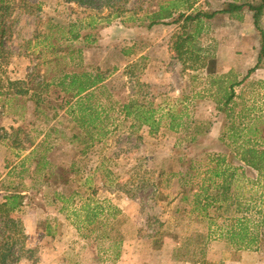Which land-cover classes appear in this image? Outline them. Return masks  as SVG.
<instances>
[{
	"label": "rangeland",
	"instance_id": "1",
	"mask_svg": "<svg viewBox=\"0 0 264 264\" xmlns=\"http://www.w3.org/2000/svg\"><path fill=\"white\" fill-rule=\"evenodd\" d=\"M32 1L41 9L35 14H16L14 40L6 44L12 55L8 63L0 60V137L12 136L3 145L19 143L7 151L0 147L4 159L0 166V204L8 188L12 193L27 191L26 207L10 216L20 222V236L26 237L27 248L35 250L24 254L21 264H264V236L253 251L238 250L218 233L209 238L211 220L193 211L192 202L182 201L180 176L172 175L185 171L189 161L205 151L225 152L220 136L229 119L216 109L222 93L210 81L222 78L228 90L230 82L244 80L234 88V110L246 108L249 120L259 118L255 123L264 125V64L246 78L257 65L261 42L250 10L243 12L241 21L217 15L205 24L192 43L195 50L202 51L185 55L190 62L183 64L175 51L177 36L183 32L181 25L149 28L150 20L146 19L168 0H112L113 8L104 7L109 0H91L89 5L71 0ZM248 1L253 0H199L194 13L219 11L228 2ZM49 19L62 27L77 23L81 32L92 33L97 43H71L75 49H82L83 55L65 67L68 57L57 59L53 51L66 45L67 39L60 27H50ZM92 19L95 25L88 27ZM123 50L131 54L124 56ZM198 54L207 55L213 62L209 70L216 77L208 78L210 71L195 61ZM85 67L106 73L105 93L114 100L128 102L135 89L142 100L145 95L147 101L165 111L182 110L188 125H201L203 132H209L190 144V130L173 132L164 120L159 133L150 135L149 128L134 126L132 119L120 114L119 106L106 121L112 133L84 152L86 144L73 136L82 134L84 139L85 134L70 116L61 110L57 118L46 123V116L55 114L54 109L37 114L31 100L34 93L17 92L60 77L65 70L81 71ZM43 96L56 106L64 95L51 88L49 96ZM106 96L99 99L108 105ZM32 142L38 144L35 149L30 148ZM46 144L51 145L49 150ZM181 155L188 161L185 166ZM24 156L28 162L21 167ZM231 158L233 168L243 166L230 152L228 160ZM245 169L244 175L236 170L231 191L251 206L249 216L258 219L264 181L257 172ZM69 198L73 199L65 201ZM87 200L111 204L121 213L115 221L104 213L100 217L103 224L95 231L83 225L79 230L73 211L80 210ZM218 206L210 208L209 217L222 224L233 212L224 213ZM7 213L0 208V237ZM110 222L115 224L113 229ZM102 234L121 238L119 258Z\"/></svg>",
	"mask_w": 264,
	"mask_h": 264
},
{
	"label": "trees",
	"instance_id": "2",
	"mask_svg": "<svg viewBox=\"0 0 264 264\" xmlns=\"http://www.w3.org/2000/svg\"><path fill=\"white\" fill-rule=\"evenodd\" d=\"M71 1L80 5H89L91 3V0ZM198 1L168 0L166 3L160 4L158 10L146 18L150 20L148 27L152 28L161 24H180V29L183 32L177 36L175 51L177 57L183 61L185 55L189 53L193 54L196 51L200 53L202 51V48L195 50L192 43L202 33L204 25L210 20H213L217 15H228L232 19L241 21L243 20V12L249 9L253 14L254 25L260 32L261 37L258 62L249 71L248 76H246V78H249L253 72L260 69L264 64V0H253L244 3L228 2L219 11H197L194 13ZM112 3V0H109L103 5L105 8H113L111 6ZM40 9V5L32 0H0V60L2 64L8 63L9 57L12 55V52L6 49V44L14 40L16 14L21 12L35 14ZM48 23L50 27H60V32L67 39L66 45L59 46V50L53 51V53L57 54V59L68 57V62L65 61L64 64L65 67L69 66L70 63H75V58L79 57L81 59L83 55V50L75 49L74 46H71V43L79 41H83L87 45L97 43L94 35L92 33H82V27H79L77 23L71 22L64 27L54 23L50 19ZM94 25L95 21L92 19L87 26L93 27ZM49 47H53L52 44H49ZM53 49L56 50L57 48L54 47ZM203 51L205 52V50ZM122 53L124 56L131 54L129 50H123ZM204 55L198 54L195 57V61L197 62V59L199 61H208V56ZM107 78L106 73L99 68L91 70L85 67L81 71L73 69L72 72L65 70L60 77L53 78L51 81L39 82L32 88H28V90H18L17 94L26 95V93L32 91L34 94L31 95V100L34 101L37 114L43 113L46 108L54 109L55 114H48L46 116V123H50L57 118L61 110L70 116L74 124L85 134L86 138L84 139L82 138V134L73 136L75 139L81 140L82 143L86 144L84 152L96 142H101L112 133V130L108 129L106 121L110 119V112L119 106L120 114L125 116L126 119H132L134 126L149 128L150 135L159 133L164 120L168 121L167 128L173 132H179L183 128L187 131L190 130V134L192 135L189 141L190 144H196L199 135L209 132V129L203 132L204 127L201 125L194 128L188 125V122H185L187 114L182 110L180 112L174 111V109L165 111L161 106L156 107L154 102L147 101L148 98H145V95L142 100L134 88L131 91L128 102L120 103L114 100L111 94L105 93L106 89L104 85ZM243 81L230 82L228 90L225 89L226 86H223L225 82L222 78L210 81L211 85L219 87L220 93L224 89L226 90L224 95L225 102L223 107L220 108V111L227 114V118L230 119V122L224 124V130L222 129L220 138L221 143L225 147V152L205 151L203 152L205 159L203 156L198 155L189 161L188 166L185 167V171L172 175L180 176L181 187L183 189L182 201L192 202L194 206L193 211H198L200 215L208 217L211 220L209 238L217 236L216 234L218 233L220 238H226L228 243L238 250L253 251L258 249L261 236H264V196L260 198L262 206L258 210L259 218L253 219L249 216L251 206L243 202L239 195L231 191L232 181L237 176L236 170H241L242 175H244L245 167L256 171L259 178L264 181V125L259 126L255 123L256 121H260L258 120L259 118L254 121L249 120V115L244 110L238 116H235L233 115L234 109L230 108L235 97L234 88L237 85H241ZM51 88L58 89L64 95L61 103L56 106H53L51 101L43 96L44 94L49 96ZM104 94L107 95L108 105L99 99ZM51 131L57 130L52 128ZM11 137V135H8V138L5 139L10 140ZM5 139L0 137L2 142L6 141ZM240 139L243 140L242 143H239ZM12 145H19V143H13ZM40 146H43V144ZM46 146L48 150L51 148L50 144H46ZM36 147L37 145L32 142L30 148L35 149ZM230 152L239 159V162L243 166L238 168L232 167L233 159L228 160ZM183 157L185 156L181 155L179 159L180 162H183L182 166H185L188 161L186 159L183 160ZM196 178H201L200 182H196ZM211 190H214V192H211ZM24 199L25 196L21 192H13L6 195L5 202L0 204V208L3 207L8 212L3 236L0 237V264H21V260L25 256L24 254H33L35 252V250L27 248L26 237L20 236V222L10 216L12 212L23 209ZM72 199L69 198L65 201L70 202ZM216 205H219L218 209H224V213L233 212L232 215L228 216L230 218H227L228 220L226 219L222 224H217L214 221L215 219L209 217L210 208H214ZM104 213H108L112 217V221H115L121 211L111 204L105 206L99 202L93 204L90 200H87L80 210L73 211V216L77 220L76 225L79 230L83 226H86L93 227L95 231L103 224L100 217ZM108 224L113 229L115 224L113 222ZM101 236H104L105 240L108 239L110 241L112 249H115L113 250V254L116 258H119L120 251L118 249L122 242L121 238L117 240L119 237L113 238L108 234H102Z\"/></svg>",
	"mask_w": 264,
	"mask_h": 264
},
{
	"label": "crops",
	"instance_id": "3",
	"mask_svg": "<svg viewBox=\"0 0 264 264\" xmlns=\"http://www.w3.org/2000/svg\"><path fill=\"white\" fill-rule=\"evenodd\" d=\"M178 60H180V59H178ZM181 61V60H180ZM188 62H190V61H187V59L185 58L183 61H182V63L183 64H188ZM203 63L202 64V66L205 68V70L207 71V72H209L210 70V64L212 65L213 64V62L211 63L210 61H197V63ZM207 66V67H206ZM261 69V68H260ZM212 77H216L215 76V74H211V71L209 72V76H208V78H212ZM106 83H107V81H106ZM105 83V84H106ZM217 85H215V87H216ZM222 94H221V97L219 98V99H217L216 100V109H218V111L220 112V113H223L222 111H220V108H222L223 107V105H224V102H225V99H224V95H225V93H226V90L224 89L222 92H221ZM218 95H220V94H218ZM236 98H237V94H235V97H234V100H233V102H232V104L230 105L231 107L230 108H235V106L237 105L236 104V102H235V100H236ZM244 111H245V113L248 111V110H246V108L244 109ZM240 112H236L235 110H234V113H233V115H235V116H238V114H239ZM225 114V113H224ZM227 115V114H226ZM228 116V115H227ZM251 116V115H250ZM231 121H232V119H231ZM227 122H230V119L227 121ZM223 128H224V126H223ZM224 130V129H223ZM220 138H221V136H220ZM5 145V146H4ZM2 144V141L0 140V147L1 146H3V149L4 150H9V148L10 149H12V148H14L13 146H12V144H9V145H7V144ZM7 145V146H6ZM38 145V144H37ZM32 149H34V148H32ZM1 151V150H0ZM26 155H28V152L26 153ZM26 157V158H25ZM237 158V157H236ZM22 159H25V160H22ZM238 159V158H237ZM239 160V159H238ZM20 161H23V162H21L20 163V165H21V167H24L25 166V164H26V162H28V156H24L23 158H21V160ZM3 162H4V159L2 158V156H0V166L3 164ZM5 167H8V166H5ZM247 168V167H246ZM250 169V168H249ZM252 170V169H251ZM241 171V170H240ZM245 171H246V169H245ZM254 171V170H253ZM254 172H256V171H254ZM246 173V172H245ZM258 174V173H257ZM9 189V191H8V194H10V193H12V191H10L11 190V188H8ZM19 192H21L24 196H25V199H24V206H23V208H25L26 207V203H27V196H26V193H27V191H19ZM7 194V195H8ZM5 197H6V195L4 196V202H5ZM3 202V203H4ZM256 264V263H255Z\"/></svg>",
	"mask_w": 264,
	"mask_h": 264
}]
</instances>
